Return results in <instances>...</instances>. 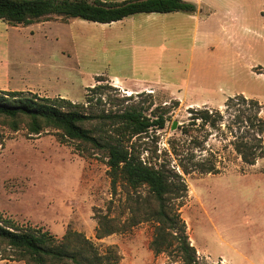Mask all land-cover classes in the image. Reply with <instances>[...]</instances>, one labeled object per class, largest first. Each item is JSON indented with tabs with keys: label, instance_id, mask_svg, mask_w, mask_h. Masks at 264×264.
<instances>
[{
	"label": "rangeland",
	"instance_id": "374dc122",
	"mask_svg": "<svg viewBox=\"0 0 264 264\" xmlns=\"http://www.w3.org/2000/svg\"><path fill=\"white\" fill-rule=\"evenodd\" d=\"M184 1L195 4L205 22L191 81L179 92L182 106L169 97L178 94L176 88L134 94L103 76L114 68L105 51L103 24L75 19L69 25L55 19L12 27L0 20V56L6 58L8 42L11 59L16 62L11 68L13 82L23 79L25 92L52 99L62 97L87 107V89L96 80V85L108 86L104 95L90 93L97 111L115 112L129 105L151 107L147 115L167 110L166 129L156 133L158 139H153V132L150 138L142 139L141 143L146 142L142 158L153 163L167 159L183 176L188 193L180 214L199 264H264V158L248 165L233 145L236 138H252L247 118L256 110L242 101L225 106L229 98L243 95L262 105L260 117L264 118V0ZM184 41L187 47L189 37ZM42 65L44 68L39 69ZM1 91L12 89L0 87ZM191 108L219 111L222 121L217 128L200 126L193 135H183L181 128L190 123ZM174 122H178L175 129ZM3 133L2 222L12 220L21 229H42L57 238H62L68 228L82 232L113 264H183L176 253L156 255L151 249L156 229L153 222L96 238L99 216L115 218L118 224L130 218L126 193L120 186L116 193L112 191L104 152L82 155L76 142H63L54 129L29 138L23 124L17 133L6 127ZM137 144L140 152V140ZM173 146L185 158L193 155L192 162L208 159L218 173L183 174L172 153ZM147 192L144 189L141 193L145 196ZM0 264L25 263L0 260Z\"/></svg>",
	"mask_w": 264,
	"mask_h": 264
},
{
	"label": "trees",
	"instance_id": "16d2710c",
	"mask_svg": "<svg viewBox=\"0 0 264 264\" xmlns=\"http://www.w3.org/2000/svg\"><path fill=\"white\" fill-rule=\"evenodd\" d=\"M175 12L193 14L196 5L184 0H0V20L13 27H27L55 19L64 23L80 19L112 24L139 14ZM107 88L100 84L88 88L87 107L60 97L52 99L32 92L1 91L0 146L4 143L3 128L17 133L25 124L29 138L54 129L63 142H76V149L82 155H92L90 153L95 150L104 152L112 191L116 193L120 186L126 193L130 218L118 224L115 218L99 216L96 238L104 239L139 224L153 222L156 229L150 247L156 255L176 253L183 264H199L197 251L190 242L186 223L180 214L188 193L183 176L167 159L153 163L142 158V147L146 144L145 141L141 143L142 139L150 138L149 134L153 132V139L157 140L156 133L166 129L169 112L155 110L147 115L151 107L144 109L136 105L115 112L97 111L92 106L95 99L90 93L101 96ZM235 101H242L256 110L247 118L249 129L253 131L252 138H236L233 144L244 163L255 165L258 159L264 158L262 105L239 95L229 98L225 106L229 108ZM102 102L98 98L97 103ZM189 111L190 123L182 126L183 135H193L200 126L217 128L223 118L219 111L206 108H191ZM172 153L185 175L196 171L218 173L215 164L208 159L192 162L193 155L185 158L176 146H173ZM153 154H157L156 148ZM144 189L148 190L145 196L141 193ZM0 260L25 264H113L82 232L68 228L62 238H57L42 229H21L12 220H0Z\"/></svg>",
	"mask_w": 264,
	"mask_h": 264
},
{
	"label": "crops",
	"instance_id": "0c3cea01",
	"mask_svg": "<svg viewBox=\"0 0 264 264\" xmlns=\"http://www.w3.org/2000/svg\"><path fill=\"white\" fill-rule=\"evenodd\" d=\"M181 13L139 14L145 16L138 19L131 16L119 22L103 24L106 27L105 51L109 54V62L114 65L111 73L103 76L116 87L134 94L144 91L154 94L168 91L167 88H176L178 94L169 97L176 99L182 106V94L179 92L186 89L191 81L196 63L195 51L198 44H202L203 35L200 31L205 18L199 10L193 14ZM42 23L47 22L36 24ZM120 25L122 26L118 29ZM188 37L190 42L186 47L184 40ZM6 44V58L0 56V87L12 91H27V86L21 87L23 79L21 83L13 82L11 68L16 62L11 59L8 42ZM1 52L0 49V54ZM77 67L81 70L80 62ZM43 68L42 65L39 69ZM96 82L95 80L91 87Z\"/></svg>",
	"mask_w": 264,
	"mask_h": 264
},
{
	"label": "water",
	"instance_id": "95a60500",
	"mask_svg": "<svg viewBox=\"0 0 264 264\" xmlns=\"http://www.w3.org/2000/svg\"><path fill=\"white\" fill-rule=\"evenodd\" d=\"M177 125H178V122H174V124H173V129H175L176 127H177Z\"/></svg>",
	"mask_w": 264,
	"mask_h": 264
}]
</instances>
